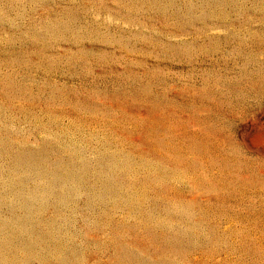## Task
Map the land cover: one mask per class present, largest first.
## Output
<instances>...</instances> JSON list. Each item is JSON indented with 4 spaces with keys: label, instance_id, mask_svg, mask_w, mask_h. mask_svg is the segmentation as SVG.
I'll return each instance as SVG.
<instances>
[{
    "label": "rangeland",
    "instance_id": "374dc122",
    "mask_svg": "<svg viewBox=\"0 0 264 264\" xmlns=\"http://www.w3.org/2000/svg\"><path fill=\"white\" fill-rule=\"evenodd\" d=\"M0 264H264V0H0Z\"/></svg>",
    "mask_w": 264,
    "mask_h": 264
}]
</instances>
